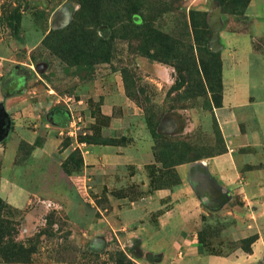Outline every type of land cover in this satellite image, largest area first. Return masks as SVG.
Returning <instances> with one entry per match:
<instances>
[{"label": "rangeland", "instance_id": "1", "mask_svg": "<svg viewBox=\"0 0 264 264\" xmlns=\"http://www.w3.org/2000/svg\"><path fill=\"white\" fill-rule=\"evenodd\" d=\"M198 4L0 0V105L11 121L0 142V180L38 195L30 196L23 208L0 197V219L16 232L3 238L1 246L13 241L32 252L15 264H182L189 252L170 245L184 238V222L193 237V208L179 213V200L170 199L163 200L160 214L149 213L142 200L159 190L174 194L181 186L179 165L196 164L207 174L204 163L224 154L263 162L261 108L248 103L227 108L223 101L228 37L247 30L258 56V61L251 59L248 101L264 100L259 93L264 75L255 73H264L261 24L230 16L243 11V1L228 3L226 13L215 0ZM155 68L168 72L165 80ZM105 104L112 105L116 117L142 122L152 144L144 168L147 187L138 180L128 182L124 167L119 172L125 180L111 185L91 180L87 173L92 165L88 144L111 145L115 155L123 156V147L136 138L129 134L131 128L125 137H110ZM72 126L76 136L70 137L66 133ZM145 134L138 138L146 140ZM222 194L213 205L202 201L204 227L198 241L204 238L208 254L251 253L257 236L235 241L231 230L237 223L226 221L229 215H215L242 208L244 202L238 194ZM114 199L126 200L115 210ZM163 250L169 255L165 260L159 254ZM4 259L0 252V264H14Z\"/></svg>", "mask_w": 264, "mask_h": 264}, {"label": "crops", "instance_id": "2", "mask_svg": "<svg viewBox=\"0 0 264 264\" xmlns=\"http://www.w3.org/2000/svg\"><path fill=\"white\" fill-rule=\"evenodd\" d=\"M197 1L200 4L206 0ZM210 1L213 2V0ZM230 16L241 22L252 23L254 25L261 24L260 29L264 32V0H250L242 14ZM249 33V30L241 31L240 36L233 35L232 37H228L227 45L230 47V51L227 54V64L225 65L223 75V101L227 108L230 106H243L247 103L251 108L260 107V112L264 115V100L253 103L248 101L252 99L250 92L251 59L258 61L257 54L251 49ZM155 69L156 71L158 69L160 78L165 80L168 72L166 70H159V68ZM255 73L258 77H263L264 75L261 70ZM259 93L264 96V81L259 88ZM103 114L107 117L110 137L112 139L127 136L126 130L128 128H131L129 134L136 138L123 147V156L115 155L114 152L116 151H114V147L111 145L100 143L88 144L87 160L88 165L90 163L92 165L87 166L86 170L88 174L92 175L91 180L96 179V181L105 182L109 185L123 182L125 179H123V174L119 172V168L124 167L128 182L132 183L138 180L143 182L144 187H147L148 180L144 168L146 164H149V160L147 159L149 154L147 152L151 151L152 144L143 132L142 122L139 118L133 116L130 118V122L126 121L125 118L121 119L114 116L112 105L105 104L103 106ZM144 134V138L147 139L140 140L138 137L144 136ZM247 145L248 147H257L259 144L248 143ZM45 148L38 150L41 151V157H43L42 153L46 151ZM237 156L239 157H235V154H224L208 159L204 163L208 171L207 174H203L196 164L179 165L176 167V171L181 180V186L177 188L174 194H171L167 190H159L155 191L149 198L142 200L143 205L149 213L154 211V213L160 214V210L165 208L163 200L168 201L170 199L173 203L179 200L176 204L177 212L179 213L188 207L193 208V237L190 236V226L183 219L185 224L182 226L181 235L184 238L172 242L171 245L169 242L161 243L163 247H167L168 245L171 247H182L189 252L182 260V264H258L264 262V166L261 164L264 163V156L261 159L263 162H257V164L251 157L244 155ZM191 177L195 181L193 190L188 187ZM11 191L13 192L10 193ZM222 193H228L229 198H232L233 193L238 194L244 202L242 208L234 209L233 211L221 209L219 212H215L217 213L215 215H229L226 217V221L232 225L234 222L237 223L239 227L236 229L232 228L231 230V237L235 241H243L250 236H257L252 245L251 253H244L241 249H238L226 255L208 254L203 249L202 242L204 238H202V242L198 241V232L202 231L204 227V221L201 218L203 213L201 203L204 200H209L210 204L213 205L216 198L221 199ZM30 196L38 197L35 192L31 193L24 186L10 183L1 178L0 197L7 199L14 207H25ZM109 198L111 199L112 197ZM19 200H22L21 203H19ZM114 200L113 205L115 204L114 208L117 210L126 199ZM118 204L119 206H117ZM160 223L161 225H166L168 222ZM159 254L162 260H165L169 256L166 250L161 251Z\"/></svg>", "mask_w": 264, "mask_h": 264}, {"label": "trees", "instance_id": "3", "mask_svg": "<svg viewBox=\"0 0 264 264\" xmlns=\"http://www.w3.org/2000/svg\"><path fill=\"white\" fill-rule=\"evenodd\" d=\"M232 1H237V0H215V3L218 7L221 8L222 13H226V6L228 5V3ZM238 1L244 2V6H243V11H244V9L246 8L250 0H238ZM243 11L239 14H242ZM80 31L81 33H84V34L86 32L83 29H80ZM46 221H48V218L46 219ZM9 225H11V223H9L7 220L0 219V252L3 253V255L5 256L4 260L7 263H14V264L24 263V261L29 259L32 252L29 250H26V248H24L22 244H16V243H13L12 241V242H8L4 244L3 246H1V244L3 243L2 242L3 238L5 237L10 238L11 235L16 234L15 228L10 229Z\"/></svg>", "mask_w": 264, "mask_h": 264}, {"label": "water", "instance_id": "4", "mask_svg": "<svg viewBox=\"0 0 264 264\" xmlns=\"http://www.w3.org/2000/svg\"><path fill=\"white\" fill-rule=\"evenodd\" d=\"M217 12L218 11L214 12L215 16L217 15ZM218 31H219V28L213 29V36L215 38L218 37ZM10 127H11V121H10L9 115L5 111L4 107L0 105V142L5 140V138L7 137L10 131Z\"/></svg>", "mask_w": 264, "mask_h": 264}, {"label": "built area", "instance_id": "5", "mask_svg": "<svg viewBox=\"0 0 264 264\" xmlns=\"http://www.w3.org/2000/svg\"><path fill=\"white\" fill-rule=\"evenodd\" d=\"M78 103L81 104L82 102L80 101ZM66 134L69 135L70 137L76 136V130L72 126V129L68 131Z\"/></svg>", "mask_w": 264, "mask_h": 264}]
</instances>
